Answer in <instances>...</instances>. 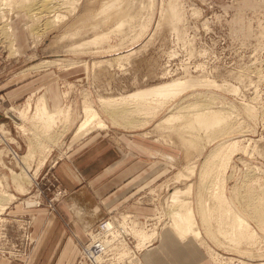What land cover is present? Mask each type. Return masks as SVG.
<instances>
[{"label":"rangeland","instance_id":"374dc122","mask_svg":"<svg viewBox=\"0 0 264 264\" xmlns=\"http://www.w3.org/2000/svg\"><path fill=\"white\" fill-rule=\"evenodd\" d=\"M106 1L66 0L60 10L66 9L67 17L50 25L49 17L27 22L14 0H0V201L5 204L0 210V256L25 263L37 247L34 212L47 208L55 213L64 194L54 166L93 132L106 143L124 146L131 141L124 146L128 150L141 145L150 175L144 188L129 198L131 207L105 210L100 219L125 212L136 217L131 211L139 207L134 222L120 225L132 234L129 243L118 229L114 239L100 237L109 239L116 264H140L141 253L157 243L160 230L173 229L169 195L174 188L191 185L186 199L196 209L199 170L210 150L223 142L235 143L224 172L209 174L202 182L218 179V191L247 218L258 238L237 247L214 241L200 216L195 228L199 226L201 235L191 230L180 237L191 235L200 243L196 249L201 257L193 264H264V228L258 227L252 209L264 189V0H111L119 8L111 15ZM14 19L28 42L23 54L15 45ZM34 28L39 32L32 33ZM44 60L55 63L32 68ZM188 79L205 85L188 88L163 105L149 103V112L140 102L138 107L118 103L114 114L100 105L103 99L122 101L141 89ZM43 93L49 110L61 106L70 116L56 117L49 131L33 118L35 100ZM28 99L27 118L5 116L13 107L27 109ZM84 101L107 129L90 127L75 135ZM194 103L203 104L211 115L231 113L232 127L213 138L189 128V105ZM13 174L23 181L14 180ZM216 220L224 221L223 215ZM136 233L150 236L144 246H139Z\"/></svg>","mask_w":264,"mask_h":264},{"label":"bare ground","instance_id":"6f19581e","mask_svg":"<svg viewBox=\"0 0 264 264\" xmlns=\"http://www.w3.org/2000/svg\"><path fill=\"white\" fill-rule=\"evenodd\" d=\"M3 1L9 2L11 0H3ZM64 1L66 0H14V4L16 7H19L21 9V11L23 12V15L28 19L27 22H31L32 24H35L37 23V21L41 20L42 18L45 17V19H47L49 17L51 19V21L50 19H48L50 21L49 24L51 25L55 22H59V21L61 22L63 19L67 17L68 15V13L66 14L67 10L65 9L64 10L65 12H63L61 11L63 8L62 9L60 8L61 5L62 6L65 5L63 3ZM51 3L55 5L53 4L50 5ZM106 3H107L106 11L108 12V15H111V13H116V14L119 13L118 11L119 8L116 6V3L114 1L107 0ZM9 5H13V4H9ZM65 8L67 7L65 6ZM4 10H7V8ZM171 17L173 19L176 18L175 15H172ZM73 22H75V20ZM46 24H48V22ZM5 32H8V30L5 29ZM35 32L36 33L39 32V29L34 28L32 33L35 34ZM11 37H12V34H10V38ZM122 57L123 55L117 57L118 64L120 63V59ZM54 63L55 61L53 60H44V61H40V62L33 64L32 68H39L40 66H43V65L46 66V65H50ZM196 85L201 86L205 84L201 80H198V79L175 81V82H171L168 84L151 86V87L141 89L138 92L133 93L132 95L124 97L122 101L116 100L114 98L103 99L100 102L102 103L100 105H102L105 111H108L110 109L111 111H109L110 112L109 114H111L115 112L113 108L117 107L118 103L119 105L120 104L127 105V103L128 104L133 103V104H136V107H138L139 105L137 104L140 102V104L141 103L147 104L145 109L147 110V112H149V110L153 108L149 105V103L163 105L166 101L170 100L171 98H174L175 96L182 93L186 89L191 88ZM211 85H215V84H211ZM149 97H152V98L154 97V99L149 100L148 99ZM145 99L146 101H143ZM28 100L29 101L26 106L27 109H24V108L20 109V108L13 107L12 109L7 110L5 112V116L14 121H16L19 118L21 119L27 118L28 110L31 107L30 99ZM35 102H36L34 104L35 112H34L33 118L38 119V121L40 122V125L44 128V130L45 129L50 130L52 128L53 124L55 123L56 117L57 118L63 117L64 120H68L70 117L68 109L63 111L61 106L57 107L54 110H49L48 103L46 101L44 94L39 95V97L36 98ZM189 108L192 113H191L190 119L187 121V126L191 129L203 130L206 132V134H209V136L211 134L212 135L211 137L213 138V137H218L219 135H221L223 133L221 132L222 130H225V129L227 130V129H230V127H232L231 126V122H232L231 113L228 114L227 112L225 113L224 111L221 110V111H218L216 115L214 114L211 115L210 112L204 111L205 106H203V104L198 105L197 103L189 105ZM127 109L129 108L125 107L124 111L126 112ZM124 114H122V116ZM168 120H169V117H168ZM218 126L219 128H217ZM90 127L96 128V129H107V124L104 121V119H102L101 115L96 111V109H94L86 101L83 106V117L78 123V126L75 130V135L79 134L80 132ZM227 145H225V143L223 142V144H219L215 146L212 150H210L207 158L205 159L204 163L202 164L199 170V173H200L198 177L199 178V191H198L199 195H198V200L196 202V205H197L196 209L194 207L192 208L191 207L192 202H190L189 199H186L188 198L187 195L191 193V185H188L184 188L176 187L171 191L169 195V199H170L169 201L171 203L170 206L173 207L171 210V217L173 221H175L173 229L176 232V234L179 236L185 232H189L192 230V232L197 237H199L201 235L199 231L200 228L199 226H198V229L195 228V225L198 224L197 219L195 222V218H197L196 216L198 217L200 216V223L202 224V226H204L208 230L207 232L209 233V235L214 241L221 242V239H223L229 244L236 246V247L240 244H246V245L251 244L252 245L255 242L256 237H257L256 232L254 231V229L251 228L247 218L243 216L240 212H238L232 206V204L227 200V198L224 197L220 191H218L217 186H216L218 184L217 182L218 179H216L215 181L212 180L209 185H205L202 182V178L205 179L207 175L209 174H213L214 172L216 173L224 172L228 159L230 158V155L232 153V147L235 145V143L232 142V143H229L228 146ZM193 173H194V169L192 168L190 177L193 175ZM13 178L16 181L17 180L20 181V179L23 181V177L20 176V174L19 175L13 174ZM260 190H261L260 194L262 195L261 200H258V202L254 204L253 208L252 207L251 208L257 214L255 218L258 222V225H259L258 227L263 229L264 228V189H260ZM11 198H14V197H12V195H9L8 199H11ZM3 201H7V200H3ZM4 205L5 204L0 201V210L4 208ZM219 215H223L224 221L220 222L216 220ZM122 216H124L123 221H121ZM110 218L111 219L109 220V222H107V227H109L108 229L104 230L98 227L95 228L96 224H94V227H93L95 228L94 230H92L93 228L90 229L91 228L90 227L85 231L86 240L84 242H81L79 257L80 256H83V258L88 257L87 249L83 248L82 245L86 243L88 240H91V243L97 242L102 248L96 254L91 253L92 254L91 262H93V264H116V258L112 259L113 255L111 252L113 250V247L111 246L108 247L106 244V242H108L109 239H107L108 241L105 242L100 237L107 238V236H111L113 237L112 239H114L117 236L118 231H120L122 238H125L127 240V236L132 237L131 236L132 234H129V233L127 234L122 228H125L127 226L126 223L130 224L134 222L136 220V217H134L130 213L125 212V213H121L117 217L116 215H112ZM120 225L122 226V228L120 227ZM149 237L150 236L146 235L145 233L144 234L136 233V238L138 240L139 246H144L143 244L144 241L147 240L148 242ZM127 243H129L128 240H127ZM88 246L89 245H87L86 247ZM78 263L79 264L81 263L90 264L84 259H80V260L78 259Z\"/></svg>","mask_w":264,"mask_h":264},{"label":"crops","instance_id":"0c3cea01","mask_svg":"<svg viewBox=\"0 0 264 264\" xmlns=\"http://www.w3.org/2000/svg\"><path fill=\"white\" fill-rule=\"evenodd\" d=\"M17 21H12L15 45L18 54H23L28 42L23 29L15 26ZM97 134L92 132L81 138L67 157L54 166L64 194L56 202L55 213L47 208L34 212L32 234L37 237V247L24 264H79L85 231L105 215V210L131 207L129 198L147 184L150 175L141 145L128 150L125 147L131 146V141L124 147L106 143ZM135 209L131 213L138 218L139 207ZM195 239L191 235L182 238L174 229L163 228L157 243L141 253L140 264H193L201 257L196 249L200 243ZM0 264L20 263L0 256Z\"/></svg>","mask_w":264,"mask_h":264},{"label":"built area","instance_id":"2783aa9c","mask_svg":"<svg viewBox=\"0 0 264 264\" xmlns=\"http://www.w3.org/2000/svg\"><path fill=\"white\" fill-rule=\"evenodd\" d=\"M110 217H111V216L109 215V216H106L105 218H103L102 220H100V221L95 225V228L98 227V228H100V229H104V230L108 229L109 227H107V222H109V220L111 219ZM95 228H93V230H94ZM87 245H89V246L86 247ZM82 246H83V248L87 249V255H88V257L83 258V256H80V257H79V260H80V259H84V260H86L88 263L93 264V262H91V261H92V258H91V257H92V254H91V253H93V254L98 253V252L102 249L101 246H100L99 243H97V242H93V243H91V240H88V241H87L86 243H84Z\"/></svg>","mask_w":264,"mask_h":264}]
</instances>
